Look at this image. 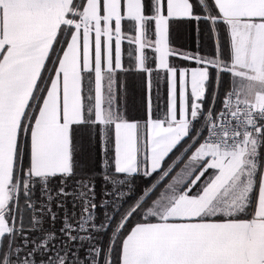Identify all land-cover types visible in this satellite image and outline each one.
Returning <instances> with one entry per match:
<instances>
[{"label":"snow or ice","instance_id":"obj_1","mask_svg":"<svg viewBox=\"0 0 264 264\" xmlns=\"http://www.w3.org/2000/svg\"><path fill=\"white\" fill-rule=\"evenodd\" d=\"M0 264H264V0H0Z\"/></svg>","mask_w":264,"mask_h":264},{"label":"trees","instance_id":"obj_2","mask_svg":"<svg viewBox=\"0 0 264 264\" xmlns=\"http://www.w3.org/2000/svg\"><path fill=\"white\" fill-rule=\"evenodd\" d=\"M180 37H182V35L178 36V38H180ZM183 42H180V43H183ZM180 43L177 42V44H180ZM127 103H128V107L130 110H133L135 108L140 107V105L142 103V97H141L139 89L137 88V89L133 90L131 88V82H130L129 94L127 97Z\"/></svg>","mask_w":264,"mask_h":264},{"label":"crops","instance_id":"obj_3","mask_svg":"<svg viewBox=\"0 0 264 264\" xmlns=\"http://www.w3.org/2000/svg\"><path fill=\"white\" fill-rule=\"evenodd\" d=\"M183 41H184V37H183V35H182V37L177 38V42H178V43L183 42Z\"/></svg>","mask_w":264,"mask_h":264}]
</instances>
